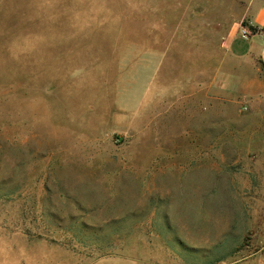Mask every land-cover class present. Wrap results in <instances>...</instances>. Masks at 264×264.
Returning a JSON list of instances; mask_svg holds the SVG:
<instances>
[{
    "label": "rangeland",
    "instance_id": "rangeland-1",
    "mask_svg": "<svg viewBox=\"0 0 264 264\" xmlns=\"http://www.w3.org/2000/svg\"><path fill=\"white\" fill-rule=\"evenodd\" d=\"M259 5L0 0V264H264Z\"/></svg>",
    "mask_w": 264,
    "mask_h": 264
},
{
    "label": "crops",
    "instance_id": "crops-1",
    "mask_svg": "<svg viewBox=\"0 0 264 264\" xmlns=\"http://www.w3.org/2000/svg\"><path fill=\"white\" fill-rule=\"evenodd\" d=\"M250 28L257 29V33L252 35ZM248 32L245 40L240 36V32ZM243 43H239V41ZM227 49L230 55L238 59H256L264 68V5L257 6L246 19V22L237 29L228 41Z\"/></svg>",
    "mask_w": 264,
    "mask_h": 264
},
{
    "label": "trees",
    "instance_id": "trees-1",
    "mask_svg": "<svg viewBox=\"0 0 264 264\" xmlns=\"http://www.w3.org/2000/svg\"><path fill=\"white\" fill-rule=\"evenodd\" d=\"M257 29L255 28H250V33L252 35H255L257 33ZM221 261H223V258H213V259H209V262L207 264H218L220 263Z\"/></svg>",
    "mask_w": 264,
    "mask_h": 264
},
{
    "label": "built area",
    "instance_id": "built-area-1",
    "mask_svg": "<svg viewBox=\"0 0 264 264\" xmlns=\"http://www.w3.org/2000/svg\"><path fill=\"white\" fill-rule=\"evenodd\" d=\"M240 36L243 38V39H247L248 38V32L247 31H245V30H242L241 32H240Z\"/></svg>",
    "mask_w": 264,
    "mask_h": 264
}]
</instances>
